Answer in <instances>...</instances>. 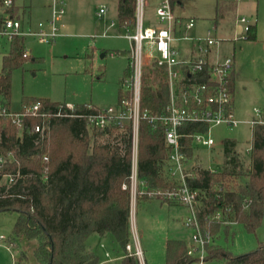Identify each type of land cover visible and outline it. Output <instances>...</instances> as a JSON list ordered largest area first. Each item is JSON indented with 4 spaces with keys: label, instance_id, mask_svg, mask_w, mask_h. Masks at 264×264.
<instances>
[{
    "label": "trees",
    "instance_id": "1",
    "mask_svg": "<svg viewBox=\"0 0 264 264\" xmlns=\"http://www.w3.org/2000/svg\"><path fill=\"white\" fill-rule=\"evenodd\" d=\"M5 1L0 0V8ZM13 2L7 11L16 8V0ZM135 14L136 0H120L121 25L133 29ZM1 20L2 14L0 27ZM256 37L257 27L253 24L246 39L255 40ZM25 51V38L13 37L0 73V98L3 100L10 97L13 68L31 57L30 54L25 55ZM132 70L130 63L125 76H131ZM230 85L234 92L235 71L230 77ZM120 93L121 101L125 93ZM37 101L42 103L44 111L51 113L57 111L61 104L39 98L25 101L24 107ZM168 102L166 69L156 60H151L143 67L141 109L162 113L166 111ZM97 109L94 105L84 104L77 105L75 112L89 113ZM43 121L40 116H26L21 123L14 122L11 117H0V157L6 158L0 162V212L18 213L14 234L28 242L35 241L33 256L36 264H100L101 259L89 247L88 238L95 232H111L125 253L123 257L105 264H140L139 258L126 250L127 244L134 241L130 221L131 192L123 188L124 183H129L131 173L130 127L123 132L116 129L96 131V135L104 132L111 136L115 134L113 140L116 143L101 142L97 136L91 143L86 118L52 114L47 120L49 134L48 131L45 134L33 132L32 128L43 124ZM206 129V125L197 124L182 127L185 133ZM182 141L189 162H192L195 156L192 139L184 137ZM223 150L224 163L220 169L212 171L209 167H194V176L188 179L189 185L202 193L200 216L204 220L205 215L222 211V219L209 222L214 235L226 221H237L249 231H256L264 215V125L254 127L249 153L239 149L237 140L233 138L224 140ZM167 153L165 128L142 119L138 172L140 179L145 181L143 187L146 190L177 187L178 183L166 172ZM246 156L250 160L247 166ZM18 172L20 177L17 181L8 185L4 174ZM140 198L155 197L142 195ZM166 248V264L199 261L198 256L188 254L189 248L183 240L168 239ZM206 250L205 260L222 257L224 264H264V242L257 250L243 255H232L214 243H208ZM18 261L29 262L25 249L21 250Z\"/></svg>",
    "mask_w": 264,
    "mask_h": 264
},
{
    "label": "rangeland",
    "instance_id": "2",
    "mask_svg": "<svg viewBox=\"0 0 264 264\" xmlns=\"http://www.w3.org/2000/svg\"><path fill=\"white\" fill-rule=\"evenodd\" d=\"M65 9L58 35L51 43H43L27 35L25 46L31 57L11 72V93L5 103L12 111H22L27 100L48 98L60 103H73L75 106L90 104L98 108L118 107L120 92H125V70L132 59V42L127 38L128 31L119 26L117 0H59ZM148 1V0H147ZM178 15L195 19V27L182 30V36L205 35L218 19V29L213 35L224 39L216 48L223 56L234 57L235 86L233 116L239 121L235 125L219 124L212 126L210 134L214 145L208 147L195 145L193 161L197 167L220 169L224 163L223 142L227 138L237 140L238 148L248 152L253 141V126L248 123L257 116L256 108L264 109V0H174ZM18 4H24L22 12ZM10 12L22 19L23 30L29 26L37 29L40 22L51 18L53 0H19ZM152 2V1H151ZM238 3L239 9L235 7ZM101 7L106 12L98 15ZM236 15H245L257 27V37L249 40L247 32L235 20ZM155 14L152 8H145V25L151 24ZM184 20V21H185ZM112 21L115 25L111 26ZM242 35L237 41L230 40ZM215 49V48H214ZM151 50L147 45L144 54ZM10 52V42L0 38V73L4 67V57ZM150 63L145 58V65ZM30 105V104H29ZM48 134L50 129L47 130ZM89 127L92 138L97 136L101 142L112 141L114 135H96ZM113 133H117L113 132ZM245 166L250 162L245 158ZM191 162L190 165H192ZM189 165V166H190ZM194 165V164H193ZM141 197V196H140ZM137 198L131 201L132 240L138 235L143 259L140 264H166L167 240L180 239L188 248L194 247L192 226L185 224L191 215L190 209L182 203H169L159 198ZM18 213L0 212V236H6L0 244V264H20L18 257L22 249L27 251L29 262L36 264L33 256L35 241H26L14 234ZM212 233V231H211ZM213 234V233H212ZM10 241H14L8 249ZM264 242V215L256 231H249L243 223H223L213 234L215 245L232 255H243L255 251ZM134 243V241H133ZM104 244V246H102ZM88 245L100 259L105 252L112 257L121 258L124 248L111 232L92 233ZM12 253L16 256L13 258ZM207 254V253H206ZM224 264L222 257L208 258L202 263Z\"/></svg>",
    "mask_w": 264,
    "mask_h": 264
},
{
    "label": "built area",
    "instance_id": "3",
    "mask_svg": "<svg viewBox=\"0 0 264 264\" xmlns=\"http://www.w3.org/2000/svg\"><path fill=\"white\" fill-rule=\"evenodd\" d=\"M13 0H6L4 6L0 8L2 22L0 27V38L4 37L11 42L15 36H34L43 43H51L60 29V22L65 13L62 2L53 0L51 4L52 13L48 23L40 22L36 30H23L22 19L7 11L13 6ZM147 0H136V17L133 32L128 35L132 42V75L124 80L125 94L119 102L118 107L99 108L89 113H76V106L71 103H61L57 111L51 113L43 110L40 101L27 105L22 111H12L10 106L5 104L0 98V117H11L14 122L21 123L26 116H40L44 119L43 124H37L32 128L33 132L45 134L47 132V120L50 116H77L86 118L88 125L102 130L116 129L127 131L131 129L132 139V163L129 183H124L123 188L129 189L132 201L142 195L160 198L162 200H172L186 205L191 215L186 219L185 224L192 226L195 230L193 240L195 246L188 249V254L198 256L200 263L205 261L207 253L206 245L212 243L209 222L213 219H222L221 210L214 214H207L204 220L200 216L202 209V193L199 189L192 188L188 179L194 176V167L190 165L189 159L184 151L185 144L182 139L191 137L193 146L196 144L212 147L214 139L210 134L212 126L219 124L235 125L237 121L233 116L234 103L230 85V77L234 71V57L224 56L214 57L213 47L220 45L224 40L213 35L215 27L209 29L206 35H181L182 26L191 29L195 26V19L190 18L183 21L179 19L173 9L172 0H159L155 12L158 23L156 25H145V8ZM106 8L100 9L99 15L104 13ZM238 24L243 26L245 32L251 27V21L245 15L237 17ZM242 38V35L235 37V40ZM246 38V37H245ZM147 45L151 50L144 54V47ZM181 46L189 47V55H183ZM30 54L26 48L25 55ZM145 58L156 60L157 63L165 67L169 83V102L166 111L162 113H151L141 109V88L143 67ZM257 116L248 121L253 128L256 125H264V109L256 108ZM142 119H148L154 124H160L165 128V139L168 147L166 158V172L171 179L178 183L174 189L153 188L146 190L138 172V152L140 123ZM186 124L206 125V130H197L192 133H185L182 127ZM23 133L21 128L20 134ZM251 151V146L247 149ZM12 157V155H10ZM6 158L0 157V162ZM190 165V166H189ZM210 168V167H209ZM212 171L216 169L210 168ZM7 184H14L20 177V173L4 174ZM233 222L226 221L225 223ZM6 236H0L6 240ZM14 242L10 241L7 246L11 249ZM104 246V244H102ZM127 253L143 257L142 249L139 245L138 235L134 237V243L126 246ZM106 258L115 260L109 251L105 252ZM13 258L16 256L12 253ZM142 261L143 259H139ZM143 262V261H142ZM21 264V263H20Z\"/></svg>",
    "mask_w": 264,
    "mask_h": 264
},
{
    "label": "crops",
    "instance_id": "4",
    "mask_svg": "<svg viewBox=\"0 0 264 264\" xmlns=\"http://www.w3.org/2000/svg\"><path fill=\"white\" fill-rule=\"evenodd\" d=\"M17 1H19V0H16V2ZM118 1V17H119V6H120V0H117ZM152 1V2H151ZM16 2H15V6H16ZM159 2V0H148V5H147V7H148V9L149 8H152L153 10H154V14H155V17H154V20H152V18H151V20H149V22H151V24H153V23H155V25L158 23V20H157V16H156V12H155V8H156V5H157V3ZM179 2L181 3V1L179 0ZM172 3H173V9H174V12H175V14H176V16L179 18V19H182L183 21L186 19L185 17H183V16H181V15H178V13H176V10H175V1L174 0H172ZM17 5L19 6V9H20V11L22 12V9H23V7L25 8V9H27L26 8V6L22 3V4H18V2H17ZM235 7L237 8V10L239 9V7H238V3L237 4H235ZM102 8V7H101ZM100 8V9H101ZM24 10V9H23ZM23 12H25V10L23 11ZM99 12H100V10H99ZM106 12V11H105ZM104 12V13H105ZM104 13H102V14H104ZM0 14H2L1 12H0ZM101 14V15H102ZM98 15H99V13H98ZM101 15H99V16H101ZM241 16V15H240ZM243 16V15H242ZM20 17V16H19ZM237 17H239V15H236L235 16V20L237 19ZM21 18V17H20ZM50 19V18H49ZM49 19L46 21V22H44V23H48V21H49ZM218 19H216V22H215V25L213 26V27H215L216 29H215V31H217V29H218V21H217ZM61 23V22H60ZM119 24V26L120 27H122V28H125L127 31H128V34H127V38L129 39V37H128V35L130 34V33H132L133 32V29H129V28H127L126 26H123V25H121L120 24V22L118 23ZM115 25V23H114V21H112V23H111V26H114ZM251 25H253V23H251ZM195 27V26H194ZM37 28H38V26H37ZM28 29H32V30H36V29H33L31 26H29V28ZM190 30V29H187L185 26H182V28H181V30H180V33L182 32V30ZM192 29V28H191ZM209 30V29H208ZM208 30H207V32H208ZM207 34V33H206ZM205 34V35H206ZM185 35H187V34H185ZM31 36V35H30ZM193 36V35H192ZM196 36V35H195ZM26 37V36H25ZM24 37V38H25ZM34 37V36H33ZM236 37V36H235ZM235 37L234 38H231L230 40H233V41H237V40H235ZM130 40V39H129ZM239 40V39H238ZM222 43V42H221ZM215 48V49H214ZM181 50H182V53H183V55H185V54H188L189 55V47H185V46H181ZM213 52H214V54H213V56L214 57H220V58H222V57H224L223 55H221V53L219 52V50L216 48V46H214L213 47ZM234 71H235V66H234ZM67 103H70V102H67ZM71 104H73V103H71ZM74 105V104H73ZM195 147V146H194ZM192 162H194V163H192V165L193 164H195V162L196 161H192ZM191 163V162H190ZM189 163V164H190ZM9 249V248H8ZM122 257H123V255H121ZM117 257V256H116ZM115 260H117V259H115ZM109 261H111V259H107L106 257H105V259H102L101 260V262H100V264H105V263H107V262H109Z\"/></svg>",
    "mask_w": 264,
    "mask_h": 264
}]
</instances>
